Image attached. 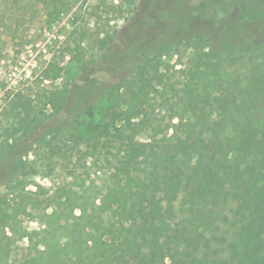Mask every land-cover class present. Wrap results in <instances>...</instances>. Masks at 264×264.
<instances>
[{"label":"trees","instance_id":"16d2710c","mask_svg":"<svg viewBox=\"0 0 264 264\" xmlns=\"http://www.w3.org/2000/svg\"><path fill=\"white\" fill-rule=\"evenodd\" d=\"M193 10L183 8L151 40L154 17L144 19L141 39L105 51L103 62L83 67L69 88L45 92L49 115H39L19 92L10 99L7 112L18 136L6 156L28 155L59 132L79 153L78 162L92 159L89 168L107 177L86 190H57L48 199L45 229L35 242L30 238L33 255L20 264H264V123L250 115L257 107L254 83L235 96H218L226 76L219 64L230 46L225 36L210 30L208 50L193 47L181 69L179 99L150 84L143 86L153 87L148 109L109 98L137 66L174 43L184 24L188 30ZM114 42L115 35H107L101 49ZM155 77L162 83L165 76ZM106 95L105 121L87 119ZM28 206L22 200L12 214L0 206V228ZM6 252L0 249V256Z\"/></svg>","mask_w":264,"mask_h":264},{"label":"rangeland","instance_id":"374dc122","mask_svg":"<svg viewBox=\"0 0 264 264\" xmlns=\"http://www.w3.org/2000/svg\"><path fill=\"white\" fill-rule=\"evenodd\" d=\"M183 8H194L188 30L184 24L174 43L137 66L121 92L113 88L109 98L124 108L132 104L145 109L153 103L155 86L173 101L179 99L183 95L176 94V89L185 78L181 69L187 67L194 46L198 52L208 50V32L213 30L230 43L219 64L226 76L220 79L223 91L218 96H235L240 86L254 83L251 96L257 107L250 115L264 123V0H0V206L12 214L22 200L29 205L26 212H18L17 219L1 224L0 249L5 247L7 252L5 258L0 256V264H20L33 255L30 238L35 242V233L45 229V213L52 210L48 199L62 186L85 185L86 190L93 182L99 185L107 179L104 173L89 168L92 159L78 162L79 153L59 132L28 155L6 156L13 137L18 136L7 112L10 99L19 92L23 100L32 101L39 115H49L45 92L69 88L83 67L103 60L105 51L112 54L127 42L141 39L142 22L150 15L154 21L146 35L149 40ZM112 33L115 42L103 51L100 40ZM158 73L165 76L162 83L155 77ZM147 84L153 87L144 89ZM107 98L96 102L85 117L104 122ZM193 121L190 116L188 122ZM8 164H13L11 174L4 172Z\"/></svg>","mask_w":264,"mask_h":264}]
</instances>
